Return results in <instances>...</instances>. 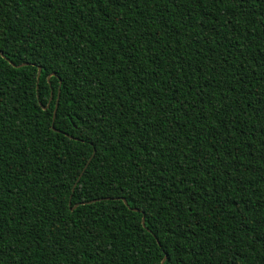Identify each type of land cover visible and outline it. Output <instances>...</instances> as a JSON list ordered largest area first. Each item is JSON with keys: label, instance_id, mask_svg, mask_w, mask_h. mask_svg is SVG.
Listing matches in <instances>:
<instances>
[{"label": "trees", "instance_id": "trees-1", "mask_svg": "<svg viewBox=\"0 0 264 264\" xmlns=\"http://www.w3.org/2000/svg\"><path fill=\"white\" fill-rule=\"evenodd\" d=\"M0 52V264H264V0H0Z\"/></svg>", "mask_w": 264, "mask_h": 264}, {"label": "water", "instance_id": "water-1", "mask_svg": "<svg viewBox=\"0 0 264 264\" xmlns=\"http://www.w3.org/2000/svg\"><path fill=\"white\" fill-rule=\"evenodd\" d=\"M0 55H1V52H0ZM12 64L14 66L21 67L23 65H27V64H30V63H22V64H18V65L14 64V63H12ZM40 74H41V67L39 66L38 73H37V80L38 81H39V78H40ZM56 110H57V105H56V108H55L54 113H53V124H54V120H55V117H56ZM123 201L128 205V203H127L125 198H123ZM135 210L138 211L139 209L135 208ZM142 224L145 226V215H143ZM165 259H166V256L164 257V259H163L161 264H163Z\"/></svg>", "mask_w": 264, "mask_h": 264}]
</instances>
